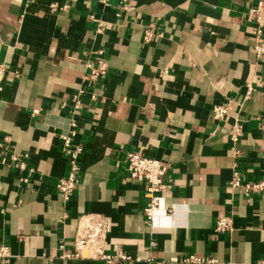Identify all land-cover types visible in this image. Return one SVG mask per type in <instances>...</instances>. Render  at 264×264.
<instances>
[{
    "label": "crops",
    "instance_id": "0c3cea01",
    "mask_svg": "<svg viewBox=\"0 0 264 264\" xmlns=\"http://www.w3.org/2000/svg\"><path fill=\"white\" fill-rule=\"evenodd\" d=\"M254 2L0 0V244L10 253L0 264H104L63 256L86 213L108 219L103 253L129 256L114 264H190L180 261L189 254L264 264V192L228 185L233 166L242 179H264V54L253 52L247 16ZM97 49L106 72L87 80L82 63L94 65ZM215 104L226 107L216 123ZM70 117L82 151L78 183L61 202L54 184L67 161L58 134ZM130 150L167 165L150 224L145 183L125 171ZM9 152L27 153L24 169ZM229 213L232 229L214 231L216 216Z\"/></svg>",
    "mask_w": 264,
    "mask_h": 264
},
{
    "label": "built area",
    "instance_id": "2783aa9c",
    "mask_svg": "<svg viewBox=\"0 0 264 264\" xmlns=\"http://www.w3.org/2000/svg\"><path fill=\"white\" fill-rule=\"evenodd\" d=\"M54 4H50V8H54ZM247 16L252 22V34H253V52L256 57L264 54V0H255V2L248 7ZM99 31V28L96 29ZM151 37L150 30L147 28L144 31V41L149 40ZM96 58L95 64L91 65V62L85 60L82 66L86 70L84 78L87 80L95 81L99 77H103L106 72V65L104 58L102 57V50L97 49L95 51ZM4 66L0 63V80L3 76ZM1 88V86H0ZM251 92L250 82L245 83V91L243 99L248 98ZM73 107L78 108V101L76 95L73 96ZM36 110H33L35 112ZM226 111L224 104H215L211 108V118L216 123L220 121ZM69 131L64 134H58L59 149L66 158L67 170L64 174L56 178L54 188L59 196L61 202H66L70 198L75 186L78 183V158L82 151V147L78 143L73 142V136L75 135V121L72 117L69 120ZM240 134V126L237 121H234L231 125V134L229 136L230 143H234ZM7 141V137L4 138ZM27 158L26 152L8 153V160L13 163L17 168H25V159ZM1 161H5V157L1 158ZM123 162L125 165V171L127 177L135 179L137 181H143L146 186L147 201L142 208L143 215L147 224L151 223L156 210L159 209L161 204V196L158 194L163 188V177L167 168V165L160 160L141 154L137 150L126 151L123 155ZM25 182V178L21 179ZM230 188H240L244 195L252 193L264 192V179L258 180H245L237 172L235 166L231 171V177L228 181ZM77 224L75 234L72 239V251L70 253L63 254L64 257L73 258H100L104 261V264H114L119 260H127L129 256L124 254L120 250H116L112 254L103 253V243L105 235L108 231V219L99 213H86L77 217ZM232 229V214H225L216 216L214 220L213 230L216 232H229ZM150 246L154 245L153 241L149 242ZM9 248L4 244H0V260L9 257ZM173 261L177 260L171 258ZM181 262L190 264H215L216 260L213 258H203L193 254H189L180 259Z\"/></svg>",
    "mask_w": 264,
    "mask_h": 264
}]
</instances>
